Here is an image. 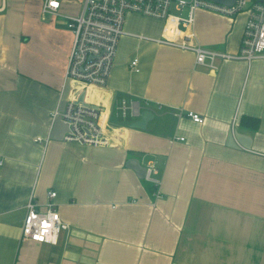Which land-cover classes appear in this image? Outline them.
Segmentation results:
<instances>
[{"label":"crops","instance_id":"crops-1","mask_svg":"<svg viewBox=\"0 0 264 264\" xmlns=\"http://www.w3.org/2000/svg\"><path fill=\"white\" fill-rule=\"evenodd\" d=\"M22 7L0 0V264H264V58L219 59L210 72L192 51L152 40L165 35L161 21L130 14L107 86L78 91L64 88L73 37L56 51ZM246 21L199 9L191 42L237 55ZM76 93L105 108L109 146L50 139ZM122 100L150 104L145 130L129 127L140 117H123ZM236 131L250 149L229 141ZM132 160L154 165L158 183L139 178ZM51 190L69 229L56 244L23 242L29 201L43 206Z\"/></svg>","mask_w":264,"mask_h":264},{"label":"built area","instance_id":"built-area-1","mask_svg":"<svg viewBox=\"0 0 264 264\" xmlns=\"http://www.w3.org/2000/svg\"><path fill=\"white\" fill-rule=\"evenodd\" d=\"M62 6L61 0H43L41 15L65 18L67 27L73 33L64 88L66 83L80 90L89 86L98 88L107 86L119 41L127 34L125 23L130 14L161 21L164 24L165 35L152 40L159 44L192 51L195 55V64L207 67L210 72L217 70L216 63L219 59L244 60L250 63L255 59L264 58V0H235L232 6L209 0H84L77 16L62 15ZM199 9L230 17L239 13L247 14L237 55L207 50L197 42H191L195 36L190 29L195 21V13ZM173 10L178 14H174ZM170 24L176 29L173 36L167 34V27ZM129 66L134 72L140 71L138 59L132 60ZM79 97L80 93L68 97L63 111H57L54 115V118L59 115L68 125V131L62 141L94 147L109 146L111 141L105 108L87 103L85 100L79 101ZM120 110L123 117H127L128 113L133 117H139L143 111H152L147 101L143 104L138 101L128 104L126 100L121 101ZM183 115L197 124L205 122L204 117L198 113H176L178 117ZM179 140L183 141L184 138ZM156 172L154 165H148L145 179L157 184L158 180L153 177ZM56 196V191H49L47 202L43 206L33 199L29 201L22 223L23 242L56 244L60 233L69 229V225L59 215L55 203Z\"/></svg>","mask_w":264,"mask_h":264},{"label":"rangeland","instance_id":"rangeland-1","mask_svg":"<svg viewBox=\"0 0 264 264\" xmlns=\"http://www.w3.org/2000/svg\"><path fill=\"white\" fill-rule=\"evenodd\" d=\"M61 1L63 2L61 13L64 16H77L80 13L83 3H84V0H61ZM249 1H252V0H249ZM21 2L23 3V7H22L23 12H25L26 14L31 12L34 16H37V36L39 37L40 41L46 42L49 45H51L52 41L50 39H45L44 37H42L41 34H51L55 36L54 39L56 41L58 40V43L56 42L53 45V48L56 49L57 51V49L62 48L64 44L68 42L71 39V37H73L72 31L67 27V21L65 18L54 17V16L44 17L41 15L43 0H21ZM174 14H178V13L174 11ZM184 14L185 12L183 13V15ZM134 22L135 21H133V23ZM146 25L147 27L148 26L153 27L152 25H154V23L151 21H146ZM52 29H54L56 33L54 31H51ZM167 31H168L167 32L168 34L173 36L176 33L175 26L172 24L168 25ZM39 44L40 43L37 38V47ZM78 91H80V89H78ZM118 113L119 112L116 109H114L113 114L118 116Z\"/></svg>","mask_w":264,"mask_h":264},{"label":"water","instance_id":"water-1","mask_svg":"<svg viewBox=\"0 0 264 264\" xmlns=\"http://www.w3.org/2000/svg\"><path fill=\"white\" fill-rule=\"evenodd\" d=\"M209 1L224 4L227 6H232L235 3V0H209ZM84 97H85V94L83 93L79 97V101H83ZM65 104H66V99H63L61 104H60L59 110H58L59 112L63 111ZM153 116L154 115L151 111H149V110L143 111V112H141V115L139 116L140 119L130 123L129 127L145 130L147 123L151 119H153ZM67 131H68V125L62 121V119L59 115H57L53 121L52 129H51V133H50V139L55 140V141H62L63 136ZM229 141L230 142H232V141L236 142L237 141L245 149H250V147H251L250 146V142H251L250 139L246 135H243L237 131L230 134ZM243 141L248 142V144H246ZM130 168L135 171V173L137 174V176L139 178H141V179L145 178L146 167L142 166L138 160H132Z\"/></svg>","mask_w":264,"mask_h":264},{"label":"trees","instance_id":"trees-1","mask_svg":"<svg viewBox=\"0 0 264 264\" xmlns=\"http://www.w3.org/2000/svg\"><path fill=\"white\" fill-rule=\"evenodd\" d=\"M241 124L248 126L251 130H257L260 125V120L257 117L242 116Z\"/></svg>","mask_w":264,"mask_h":264}]
</instances>
